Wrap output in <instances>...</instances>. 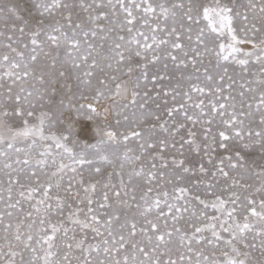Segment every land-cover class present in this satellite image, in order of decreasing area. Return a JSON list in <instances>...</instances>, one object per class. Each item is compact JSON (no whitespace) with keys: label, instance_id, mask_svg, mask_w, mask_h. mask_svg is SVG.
I'll list each match as a JSON object with an SVG mask.
<instances>
[{"label":"snow or ice","instance_id":"1","mask_svg":"<svg viewBox=\"0 0 264 264\" xmlns=\"http://www.w3.org/2000/svg\"><path fill=\"white\" fill-rule=\"evenodd\" d=\"M0 264H264V0H0Z\"/></svg>","mask_w":264,"mask_h":264}]
</instances>
